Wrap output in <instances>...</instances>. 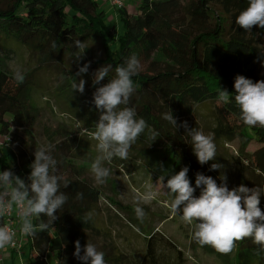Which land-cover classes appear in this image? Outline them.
Segmentation results:
<instances>
[{
	"label": "trees",
	"instance_id": "1",
	"mask_svg": "<svg viewBox=\"0 0 264 264\" xmlns=\"http://www.w3.org/2000/svg\"><path fill=\"white\" fill-rule=\"evenodd\" d=\"M247 7L248 0H139L134 13L125 7L116 9L122 25L118 34L106 24L104 11L94 0H0V40L27 47L41 65L60 64L64 56L74 58L78 70L89 64L88 72L79 78L86 82V96L92 97L98 87L108 83L105 78L99 85L93 84V74L99 68L111 64L110 77L114 76L117 66L137 55L141 70L132 78L136 89L129 106L159 135L153 142L148 129L141 134L128 159L121 160L127 174H134L136 166L151 171L159 158L160 163L166 162L178 172L187 166L193 187L197 173L211 176L198 163L190 138L179 126L187 122L189 129H199L195 110L210 103L214 110L213 137L224 143H239L232 157L237 186L264 187V126L245 125L238 106L222 102L218 95L219 90L235 94L233 85L238 75L254 83L264 81V29L253 26L246 32L235 23ZM75 40L85 42L81 57L77 56L82 50L73 47ZM68 76L74 84L77 74ZM21 77L12 76L0 65V135L7 139L0 171L10 170L28 183L30 165L40 147L33 135L39 110L33 104L37 93L34 80L29 75ZM169 110L177 120L176 129L163 119ZM95 112L98 121L100 113L96 108ZM50 136L48 143L58 161V174L69 181V186L61 189L69 199L48 229L26 237L33 252L28 264H81L74 256L75 243L79 241L83 249L88 240L105 253L107 264H129L113 243L109 229L98 225L103 197L84 177L82 140L69 133L53 132ZM156 177L151 174L152 180ZM200 191L197 188L194 196ZM80 193L82 198H78ZM259 207L264 211V197ZM88 213L91 219L85 221ZM41 220L47 222L48 218L42 216ZM40 222L33 219L34 224ZM146 240L145 260L152 264H156L157 242L165 243L181 259V251L169 239L157 241L152 235ZM235 259L236 264H264V247L251 238L237 241Z\"/></svg>",
	"mask_w": 264,
	"mask_h": 264
},
{
	"label": "clouds",
	"instance_id": "2",
	"mask_svg": "<svg viewBox=\"0 0 264 264\" xmlns=\"http://www.w3.org/2000/svg\"><path fill=\"white\" fill-rule=\"evenodd\" d=\"M235 23L246 32L253 26L264 29V0H248V7L239 13ZM73 47L82 50L77 56L81 57L86 45L85 42L75 40ZM89 67V64H84L79 68L77 76L86 74ZM140 70L141 62L133 54L115 68L114 76L110 77L113 71L111 64L99 68L93 74L94 85L108 79L107 84L96 89L92 100L100 115L92 134L98 154L91 163V172L100 184L112 175L111 168L105 165L111 164L116 158L128 159L132 145L146 129L153 142L159 135L149 128L144 118H138L135 108L129 106L136 89L132 78ZM85 83V80L80 79L72 85L73 90L83 94ZM233 88L235 94L219 90V99L225 103L234 102L245 125L264 126V81L254 83L238 75ZM163 119L174 129L177 128V120L170 110L163 115ZM179 126L185 129L190 138V146L200 165L216 159L217 146L213 135H206L197 128L189 129L187 122ZM52 151L53 146L50 144L36 149L28 183L10 170L0 171V216L13 206L18 208L19 231L26 237H34L38 231L48 229L58 218L56 213L69 199L61 190L69 186V181L64 175L58 174V161ZM222 168L221 164L212 163L209 170L220 171ZM188 172L189 168L185 166L177 174L171 175L166 183L165 177L169 174L162 172L155 185L151 182L147 191L137 196L134 209L136 217L143 221L146 216L141 203H150L164 195L170 198L168 207L171 213L193 226V239L201 246L210 245L221 253H230L237 241L251 238L254 243L264 247V211L259 207L264 197V187L249 188L241 184L229 190L225 176L218 177L221 181L218 185L217 179L201 173L196 174L193 187ZM197 188L201 189L198 197L194 196ZM82 197V193L78 194V198ZM42 216L47 217L48 221H42ZM91 216V213L86 214L85 221L91 219ZM33 219L41 222L34 224ZM15 236V230L0 226V250L15 246ZM74 256L81 264H107L105 253L89 240L83 249L79 241H76Z\"/></svg>",
	"mask_w": 264,
	"mask_h": 264
},
{
	"label": "rangeland",
	"instance_id": "3",
	"mask_svg": "<svg viewBox=\"0 0 264 264\" xmlns=\"http://www.w3.org/2000/svg\"><path fill=\"white\" fill-rule=\"evenodd\" d=\"M94 1L104 11L106 24L120 34L122 25L116 8L107 0ZM124 5L128 12L134 13L136 4L126 3L124 0ZM90 47L94 49V44H90ZM0 65H3L16 78L29 75V78L34 80L37 93L33 104L38 108L39 116L33 135L40 146L49 144L50 134L53 132L69 133L82 140L81 147L85 149L84 177L101 191L103 197L100 200L102 215L98 225L102 229H109L113 243L126 256L129 264H152L150 260H145L146 238L152 235L157 241L162 237L165 240L169 239L176 245V250L179 249L182 254L179 260L176 252L169 249L165 243L157 242L154 255L156 264H236L235 247L230 253H221L210 245L201 246L197 243L193 239V226L171 213L168 207L170 198L167 196L161 195L150 203H141L146 216L143 221L136 217L134 209L137 196L145 193L151 182L155 185L162 172L169 174L165 177V183L171 175L178 173L168 163H160L158 158V163L153 170L136 166L135 171L129 167V170L135 173L127 174L125 168L121 167L122 161L116 158L111 164L105 165L111 168L112 175L103 184L95 180L91 172V163L98 154L96 141L92 135L97 122L94 115L95 106L92 103L93 97L90 94L86 96L87 87L83 94L73 90V82L68 74L71 72L77 74L78 68L75 67L74 58L64 56L60 64L41 65L38 56L30 49L12 40L2 39L0 40ZM80 79L77 76L75 82L78 83ZM213 115V105L210 103L202 104L195 110L194 120L199 130L206 135H213L211 132L214 123ZM214 142L217 146V157L214 161L203 165L204 171L217 179L218 185L221 183L218 177L223 175L226 177L229 190L238 187L232 157L236 155L239 143L237 141L224 143L216 138ZM212 163H219L223 168L220 171H210ZM151 174L158 176L157 179L152 180ZM164 191L168 190L164 189ZM114 204L121 207V210ZM23 246V250H18L21 253L20 257L14 258L12 262L1 261L0 264H28V258L33 252L26 244Z\"/></svg>",
	"mask_w": 264,
	"mask_h": 264
},
{
	"label": "built area",
	"instance_id": "4",
	"mask_svg": "<svg viewBox=\"0 0 264 264\" xmlns=\"http://www.w3.org/2000/svg\"><path fill=\"white\" fill-rule=\"evenodd\" d=\"M110 5L115 7L116 9L125 7L124 0H107ZM3 137V141H0V147H3L7 142L5 136ZM19 214L20 210L15 206L11 207L4 215L0 216V226L8 227L15 230L16 235L18 232V226L20 224L19 221ZM7 248L11 249V251L19 250V245L16 243V236H15V246H8ZM1 261V260H0Z\"/></svg>",
	"mask_w": 264,
	"mask_h": 264
},
{
	"label": "crops",
	"instance_id": "5",
	"mask_svg": "<svg viewBox=\"0 0 264 264\" xmlns=\"http://www.w3.org/2000/svg\"><path fill=\"white\" fill-rule=\"evenodd\" d=\"M138 1L139 0H126V3L136 4ZM0 141H3V137L1 135H0ZM3 148L4 147H0V159L5 158V153H4ZM16 243H17V245H19L20 251L23 250V248H24L23 245L26 244V236H24L23 233H21L19 231V226H18V232L16 235ZM19 252L11 251V249H9V248L2 249V250H0V260L2 262H6L8 260H10L12 262L14 260V258L21 256V253H19Z\"/></svg>",
	"mask_w": 264,
	"mask_h": 264
}]
</instances>
